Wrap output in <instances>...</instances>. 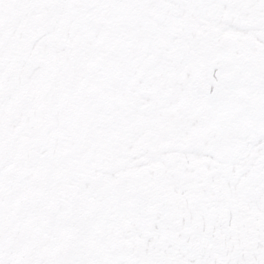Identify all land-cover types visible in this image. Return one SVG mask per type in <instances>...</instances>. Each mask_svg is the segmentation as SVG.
<instances>
[{"label":"snow or ice","instance_id":"1","mask_svg":"<svg viewBox=\"0 0 264 264\" xmlns=\"http://www.w3.org/2000/svg\"><path fill=\"white\" fill-rule=\"evenodd\" d=\"M0 264H264V0H0Z\"/></svg>","mask_w":264,"mask_h":264}]
</instances>
